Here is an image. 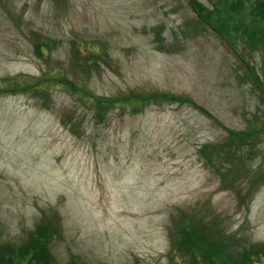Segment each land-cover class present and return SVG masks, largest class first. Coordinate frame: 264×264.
I'll list each match as a JSON object with an SVG mask.
<instances>
[{
  "label": "rangeland",
  "instance_id": "rangeland-1",
  "mask_svg": "<svg viewBox=\"0 0 264 264\" xmlns=\"http://www.w3.org/2000/svg\"><path fill=\"white\" fill-rule=\"evenodd\" d=\"M239 1L0 0L1 245L34 242L42 219L47 264H236L264 247V44L246 38L264 19L251 31L252 0L227 13Z\"/></svg>",
  "mask_w": 264,
  "mask_h": 264
},
{
  "label": "trees",
  "instance_id": "trees-1",
  "mask_svg": "<svg viewBox=\"0 0 264 264\" xmlns=\"http://www.w3.org/2000/svg\"><path fill=\"white\" fill-rule=\"evenodd\" d=\"M247 1H249V0H247ZM250 4H251V12L256 13L260 16V17H258L257 22L254 21V24H255V25H253L254 28L250 29V30L251 31H260L257 28L259 26V23L262 22V19H264V0H252V2ZM244 5H245L244 2L242 0H240L234 7H232V8L229 7L227 13L233 15V17L235 19L242 17L243 12L245 11L244 9H242V7H244ZM235 14L237 16H234ZM246 38H247L248 43L258 44L259 41H261V43L264 44V35H261L260 32L247 33ZM173 98H170L169 100L174 101L175 99H173ZM92 99H94V98H92ZM104 101H110V100H108V98H107V99H104ZM114 103H115V101H114ZM228 134H229V137H228L227 144L234 140V138H235L234 135H238L236 132H233V131L231 132L230 130H228ZM237 139L240 142H246L248 145H252V146L254 145V142H255L254 140H245V139H251L250 134H247V138H245V139H242V138H237ZM219 145L214 144L210 148L213 150V148H218ZM219 147L221 150L223 145L219 146ZM252 149L253 148H251V150ZM233 179H232V181H233ZM232 181L231 180H225V178H224L223 179L224 187H228V185H232ZM247 191H249V190H247ZM190 212H191L190 215H186L187 212L183 213L182 211H179V213L181 215V221L185 225H188L189 222H197V221L199 222V219L196 218L198 212H193V210H191ZM191 216H193V217H191ZM38 226L41 227V236L36 237L35 240H33L34 242H29L27 240L26 241L23 240V243H22L23 245H20L21 243L17 244V245L16 244H10V243H5L2 245L0 244V264H38V263L40 264L41 260L45 264H47L48 259H49V257L47 258V253L49 252V249L47 251V248H45L47 253L41 254V246L39 243H40V241L45 245L48 243V242H46L47 238L49 239L47 231L51 230V222L49 220H42L41 219V220H39ZM184 234H190V233L184 232ZM191 234H192V236L190 238L191 241L193 243H196L201 248V253H205L204 256L206 258H208L209 254H214V252L217 251L220 247L221 239H217V236H215L213 232H211V236L213 238L212 240L210 239V236L208 237L209 240L203 238L205 236H208L206 233H204L203 237H200L202 235H199V237H196L194 231H192ZM178 237L182 238V236H178ZM42 247H44V246H42ZM35 251L36 252L40 251V253L37 255V253ZM220 252L221 251H219V253ZM254 253L256 254L255 255L256 261H254V257L252 256V255H254ZM230 254L231 253H226V254H224L223 257L221 255V259H222V262H224V264H227V261L225 259L228 258V256ZM204 256H203V258L205 259ZM243 256H245L243 258V260H241L240 262H236V264H264V262H262V261H264V247L262 249L256 248L255 252H253L252 249L245 251ZM219 257H220V254H219ZM73 258H74V260H76L75 257H73Z\"/></svg>",
  "mask_w": 264,
  "mask_h": 264
}]
</instances>
